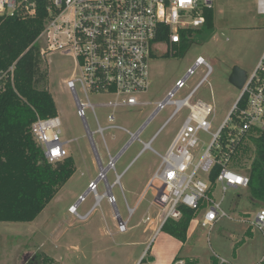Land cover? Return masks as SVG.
Segmentation results:
<instances>
[{
    "label": "built area",
    "instance_id": "2783aa9c",
    "mask_svg": "<svg viewBox=\"0 0 264 264\" xmlns=\"http://www.w3.org/2000/svg\"><path fill=\"white\" fill-rule=\"evenodd\" d=\"M47 13L44 30L36 41L44 61L48 55L57 52L71 54L80 72L67 82L69 92L73 96L78 117L83 121L86 137L89 139L94 156L99 166L97 180L90 183V188L75 206L69 208V215L80 221L88 219L92 210L100 207L103 200H108L116 212L117 228L121 234L130 231V223L137 212L139 204L150 192L155 196L148 212L142 218V224L150 222V215L155 209L159 218V227L154 239L162 231L169 220L182 218L181 207L197 211L196 218L203 214L200 225L209 232L222 219L229 217L224 209L225 196L229 189L248 188L249 176L235 166V147L251 134L264 132V54L257 68L249 75L229 114L219 131L212 135L211 143L205 151L200 148L201 133L211 134L210 122L214 108L202 100L192 103L201 87L209 84L213 68L208 56L198 57L187 70L185 76L178 80L174 88L159 102L152 104L142 100L151 83V60L156 45L181 44L183 34L193 28L204 27L205 11L214 6L215 0H0V16L25 15L36 17L39 7ZM257 13L264 16V0H257ZM169 33V42H159L158 38ZM186 37V36H185ZM173 55L175 51L171 48ZM166 52H170L167 48ZM204 67L202 78L185 95L176 100L177 95L188 89V82L197 70ZM14 69L0 70V90H4L6 82L14 85ZM102 98L93 104L90 95ZM153 105L147 122L169 106L173 112L165 124L147 143L142 142L141 135L146 125L137 132L118 125L117 111ZM97 108L107 110L106 123L103 125L96 113ZM91 110L96 123L92 131L89 127L85 111ZM189 111L179 126L172 141L164 153L152 147L153 142L169 123L183 110ZM121 131L128 141L117 155H113L106 141L107 131ZM223 130L227 133V152L222 153ZM32 137L43 151L46 161L54 164L69 157L68 146L77 141L76 138L64 139L63 122L59 116L38 118L32 125ZM102 138L107 165H103L102 157L97 149L94 136ZM235 136V139H230ZM135 142H141L140 154L150 151L160 158V165L148 181L146 188L136 207H130L121 183L122 174L116 171L118 159ZM237 145V146H236ZM221 171L213 184L210 174L217 166ZM115 171V180L109 182L108 174ZM206 175L207 179H203ZM105 186L100 194L99 186ZM119 187L125 199L128 218H122L113 190ZM221 187L222 197H214L212 190ZM94 194V206L86 214L78 213V207L89 194ZM251 225L264 232V209H261ZM175 264H185L178 261Z\"/></svg>",
    "mask_w": 264,
    "mask_h": 264
},
{
    "label": "rangeland",
    "instance_id": "374dc122",
    "mask_svg": "<svg viewBox=\"0 0 264 264\" xmlns=\"http://www.w3.org/2000/svg\"><path fill=\"white\" fill-rule=\"evenodd\" d=\"M213 8L214 26L193 28L186 34L185 41L176 46L178 51L176 55H173L170 44L154 47L150 63L151 83L147 93L142 96L143 101L152 104L161 101L174 88L176 82L185 76L196 59L204 54L207 55L208 62L213 68V74L209 84L203 85L192 100V103L202 100L214 108V114L210 118L213 126L211 134L201 133L199 135L201 141L199 146L202 151L208 148L212 135L219 131L242 91L230 82L233 69L237 67L244 70L247 79L255 71L264 54V16L257 13V0H215ZM167 48H170L169 53L166 52ZM43 69L48 72L46 89L51 92L57 106L58 116L63 122V138L77 139L75 143L68 146V154L76 162V173L65 186L57 190L55 199L34 222L0 223V264H142L144 259L141 258L142 247L137 245L149 237L148 234H143L145 225L120 235L116 220H114V209L106 199L95 211L92 210L85 221H80L68 214L69 208L75 206L79 199L87 193L90 183L97 180L99 166L95 161L92 145L85 136L84 123L78 117L75 100L67 87L70 79L80 75L73 56L65 52L52 53L43 63ZM203 72L204 67L197 70L195 76L187 84L188 89L180 92L176 100L185 97L202 78ZM90 100L93 104H97L102 101V98L91 94ZM153 109V105L121 109L116 113V123L127 127L132 132H137L146 125L141 140L147 143L165 124L174 107L165 108L147 122ZM85 113L89 127L94 131L96 128L94 115L89 109ZM96 113L101 123L105 125L107 110L97 108ZM188 113L187 109H183L159 134L152 147L164 153ZM252 137L257 136L254 133L248 135L241 143L234 158V164L237 158L244 162L241 172L247 175L246 168L249 169L251 165L249 158L255 155ZM105 138L113 155H117L120 148L128 141V137L123 132L115 130L107 131ZM94 139L105 166L109 159L106 157L102 138L96 135ZM142 148L141 142H135L128 148L116 164L118 174L123 173ZM160 161V158L147 151L142 157L136 159L123 175L121 183L130 207L138 205L146 184L158 169ZM202 177L207 179L206 175ZM108 179L110 183L114 182L115 171L108 174ZM246 189H229L227 192L224 209L230 212V215H234V209L229 210L233 200L238 197L243 201L248 199L249 193ZM99 192L100 194L105 192L103 184L99 186ZM113 192L117 199L119 212L126 220L128 210L121 189L117 187ZM216 192L215 197L220 199L222 197L221 187H218ZM154 196V192L148 193L143 202L139 204L129 226L137 224L148 212ZM261 204L264 209V204ZM93 206L94 194L90 193L78 207V213L84 215ZM255 209L256 206L253 205L250 210L251 218L254 216ZM202 213L199 216H203ZM156 214V210L151 209L150 215L156 218ZM194 221L197 222V219ZM243 226L246 227L248 224ZM114 227L117 228L118 234L116 235H112L116 232ZM251 229L255 236H262L263 233L254 228ZM94 230L99 231L96 242L94 241ZM220 230L221 233L224 229ZM150 235L153 238L155 234ZM154 241L155 239H152L150 245ZM220 243L228 244V241L219 235L217 228L205 237L201 249L202 258L205 261L211 259L213 250L222 257L225 256L223 252L225 248L222 249ZM94 249L99 250L98 257Z\"/></svg>",
    "mask_w": 264,
    "mask_h": 264
},
{
    "label": "trees",
    "instance_id": "16d2710c",
    "mask_svg": "<svg viewBox=\"0 0 264 264\" xmlns=\"http://www.w3.org/2000/svg\"><path fill=\"white\" fill-rule=\"evenodd\" d=\"M42 5L34 18L25 15L0 16V70L15 66L14 85L6 82L4 90H0V223L34 222L55 199L57 190L76 173L73 157L51 164L32 137V125L38 118L58 116L54 98L46 89L48 72L43 69L45 61L36 44L47 19ZM204 14L205 26L212 28L214 8L207 9ZM185 36L183 34L181 44ZM158 41L169 42L167 30ZM177 45L171 46L174 55L178 53ZM226 133L223 130L219 159L228 151ZM230 139H235V136ZM252 140L255 155L249 158L250 168H246L250 180L248 191L252 200L264 204V132L256 138L252 137ZM238 148L235 147V155ZM235 161V166L239 168L244 165L238 158ZM220 171L221 166L217 165L211 172L213 184ZM181 210L182 218L169 220L162 230L185 242L197 211L185 207H181Z\"/></svg>",
    "mask_w": 264,
    "mask_h": 264
},
{
    "label": "crops",
    "instance_id": "0c3cea01",
    "mask_svg": "<svg viewBox=\"0 0 264 264\" xmlns=\"http://www.w3.org/2000/svg\"><path fill=\"white\" fill-rule=\"evenodd\" d=\"M140 152L134 157L131 163H129L127 168L123 171V174L126 173L127 169L136 159L142 157L146 153L144 152L140 154ZM216 190H212L211 192L213 193L214 197L217 194ZM246 191L249 193L248 188L246 189ZM248 195L249 197L246 201L241 200L240 197L233 200L232 206L229 207V210L233 211L234 209V215H230V212L226 210L229 214V217L219 221L212 229L214 230L218 228L219 235H221L228 241V244H219L222 249L225 248V251L223 250L225 256L222 257L221 254L213 250L211 259L207 261L202 258L201 249L205 237H207V235H209L212 230L209 232L206 228H203L200 225L199 222L201 216L195 218L197 219V222L194 221L195 219L191 222L185 242L179 241L178 239L172 237L162 230L155 238V241L150 245V241L154 239V237L152 238L150 234H155L160 222L159 218L156 217L150 222L142 224V218L144 216L143 215L141 220L138 221L137 224H135L134 226H130V231H132L138 227H141V225H145L146 227L143 234L149 235L146 241H142L139 243V245H137L142 247L141 258H144L142 264L145 262L146 264H175L178 261H183L185 264H264V232L259 231L260 233H263L261 234L262 236H255L254 232L251 229L254 228L255 230H257L251 225V222L255 219L257 213L263 208L261 202L252 200L250 193ZM253 205L256 206V209L254 212V216L251 218L252 214L250 213V210ZM114 220H116V212ZM246 224H248V226L244 227L243 225ZM109 229L111 228L109 227ZM114 229L116 232H111L112 235L118 234L116 230L117 228L114 227ZM220 229L224 230H222V232L220 233ZM98 237L99 231L94 230L95 242ZM94 251L98 257L99 250L94 249ZM254 255L255 257H253Z\"/></svg>",
    "mask_w": 264,
    "mask_h": 264
},
{
    "label": "water",
    "instance_id": "95a60500",
    "mask_svg": "<svg viewBox=\"0 0 264 264\" xmlns=\"http://www.w3.org/2000/svg\"><path fill=\"white\" fill-rule=\"evenodd\" d=\"M246 81V73L244 70L235 67L230 76V82L238 89H242Z\"/></svg>",
    "mask_w": 264,
    "mask_h": 264
},
{
    "label": "snow or ice",
    "instance_id": "6c2138e0",
    "mask_svg": "<svg viewBox=\"0 0 264 264\" xmlns=\"http://www.w3.org/2000/svg\"><path fill=\"white\" fill-rule=\"evenodd\" d=\"M181 2L183 3V2H184V0H181Z\"/></svg>",
    "mask_w": 264,
    "mask_h": 264
}]
</instances>
